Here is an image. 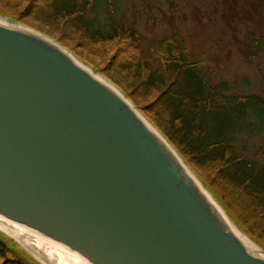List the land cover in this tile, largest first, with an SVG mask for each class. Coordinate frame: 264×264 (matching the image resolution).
I'll return each instance as SVG.
<instances>
[{"label":"water","instance_id":"water-1","mask_svg":"<svg viewBox=\"0 0 264 264\" xmlns=\"http://www.w3.org/2000/svg\"><path fill=\"white\" fill-rule=\"evenodd\" d=\"M0 18V216L89 264H264L116 86Z\"/></svg>","mask_w":264,"mask_h":264},{"label":"trees","instance_id":"trees-1","mask_svg":"<svg viewBox=\"0 0 264 264\" xmlns=\"http://www.w3.org/2000/svg\"><path fill=\"white\" fill-rule=\"evenodd\" d=\"M119 1L0 0V16L49 36L114 84L264 252V82L261 93H240L235 79L221 76L219 36L198 42L170 22L141 38L113 17ZM213 1L221 22L204 19L223 24L248 58L263 54L264 0ZM242 23L253 31L239 41ZM0 264L38 263L0 232Z\"/></svg>","mask_w":264,"mask_h":264},{"label":"rangeland","instance_id":"rangeland-1","mask_svg":"<svg viewBox=\"0 0 264 264\" xmlns=\"http://www.w3.org/2000/svg\"><path fill=\"white\" fill-rule=\"evenodd\" d=\"M214 4L213 0H120L118 3L119 11L113 17L126 23H132L140 33L141 38L144 39L145 37L160 35L170 22L179 26L182 34L194 36L198 42L201 40L209 43L215 36H219L220 50L217 54L221 59L219 66L221 76L228 81L235 79L238 84L237 91L240 93H261L264 82V53L248 58V53L245 50L241 51L233 43L234 40L230 36L231 33L229 34L230 31H226V28L220 23L216 10L212 11ZM216 6L218 7V5ZM97 17L99 23L106 18L101 13ZM204 18L213 22L220 21L216 22L220 25L208 22ZM252 25L251 23H242L240 34L237 35L239 41L250 34L248 31H253ZM220 29H223L225 33L222 34ZM226 37L229 39L227 40ZM97 75L103 77L98 73ZM103 79L106 80L104 77ZM259 144L261 149H264V133L259 139ZM1 233L18 249L40 264L22 248L20 243L5 233Z\"/></svg>","mask_w":264,"mask_h":264},{"label":"bare ground","instance_id":"bare-ground-1","mask_svg":"<svg viewBox=\"0 0 264 264\" xmlns=\"http://www.w3.org/2000/svg\"><path fill=\"white\" fill-rule=\"evenodd\" d=\"M0 21L4 22V20L1 18ZM73 59L77 64L81 65L89 72L94 73L97 78L104 81L106 84H108V86L114 87L113 84L109 83L108 81L97 75V73L93 72L91 68L86 64L77 60V58H75L74 56ZM142 119L147 124V126L153 129V127L146 121V119ZM205 192L209 197H211L206 190ZM229 224L234 234L238 237V239L242 242L247 250H249L253 254L264 257V252L260 247H258L253 241H251V239H249L230 220ZM0 231L20 243L22 248L40 264H89L79 254L68 249L63 244L39 233L38 231L30 227L5 219L2 216H0Z\"/></svg>","mask_w":264,"mask_h":264}]
</instances>
